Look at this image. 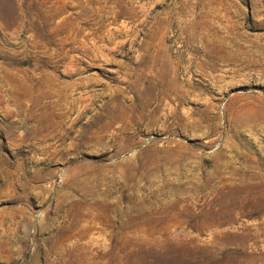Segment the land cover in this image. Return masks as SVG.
Masks as SVG:
<instances>
[{
    "label": "rangeland",
    "instance_id": "obj_1",
    "mask_svg": "<svg viewBox=\"0 0 264 264\" xmlns=\"http://www.w3.org/2000/svg\"><path fill=\"white\" fill-rule=\"evenodd\" d=\"M0 264H264V0H0Z\"/></svg>",
    "mask_w": 264,
    "mask_h": 264
}]
</instances>
